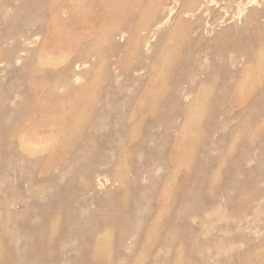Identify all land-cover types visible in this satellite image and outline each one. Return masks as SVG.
<instances>
[{"label":"rangeland","instance_id":"374dc122","mask_svg":"<svg viewBox=\"0 0 264 264\" xmlns=\"http://www.w3.org/2000/svg\"><path fill=\"white\" fill-rule=\"evenodd\" d=\"M225 1L0 0V264H264V0H232L226 13ZM34 18L44 30L25 26ZM143 23L150 37L134 46ZM230 26L248 27L241 47L255 34V60L234 64L227 35L214 66L203 48ZM128 95L142 98V122L112 141L97 108Z\"/></svg>","mask_w":264,"mask_h":264},{"label":"bare ground","instance_id":"6f19581e","mask_svg":"<svg viewBox=\"0 0 264 264\" xmlns=\"http://www.w3.org/2000/svg\"><path fill=\"white\" fill-rule=\"evenodd\" d=\"M232 2V0H228V1H225V3L223 4V6H222V8L223 9H225V13H226V9L228 8V6H230V3ZM202 4V3H201ZM206 8V7H205ZM205 8H203L202 6H199L198 7V11H204L205 10ZM208 10V9H207ZM47 11H49V10H47ZM171 12V11H170ZM41 15H42V13L43 12H39ZM203 13V12H202ZM222 19V18H221ZM220 19V20H221ZM219 20V19H218ZM177 23L178 24H181V25H183V31H182V36H183V38L184 39H186L187 37H188V35H189V33H190V29H191V25H190V23H189V20H186V19H184V18H182L181 16H178V18H177ZM24 24H25V26H35V30L36 31H42V30H44V24H42L41 23V21L38 19V18H34V19H31V20H28V21H26V22H24ZM220 24V23H219ZM248 24V23H247ZM208 26H209V23H208ZM255 26V25H254ZM192 28H193V26H192ZM200 29H205V24L203 25L202 23H199V22H196V27L194 28V29H192L194 32H200ZM249 29H248V27L246 26L245 28H240V27H236V26H230V27H228L227 29H225V30H222L221 31V33L219 34V36L215 39V41H216V43H213V44H209V45H207V46H205L203 49L206 51V53L208 54V55H211V57H212V63H213V65L215 66V65H217V63L219 62V58L220 57H222L223 56V53H224V49H225V40H227V38H229V37H231L232 38V44L230 45V51L232 52V54L234 55L232 58H233V63H234V61H237L238 59H241V57H244L245 58V60H246V62L248 63V62H250V61H252V60H255V34H253L252 35V37H251V42H250V44H249V46L247 45H245V47L243 46V47H241V44H240V41L241 40H238L239 38H242V36H243V34L245 33V32H247ZM138 31H141V32H143V33H137ZM202 31V30H201ZM208 30H206V32H207ZM149 33H150V28H149V26L147 25V23H143V24H136V26L134 27V29H133V38H132V43H133V45L134 46H137L139 43H140V41H142V40H146L147 39V37L149 38L150 37V35H149ZM242 33V34H241ZM264 33V32H263ZM21 35H22V33H20ZM211 34V33H210ZM212 35V34H211ZM227 35H230L229 37L227 36ZM18 36H20V35H18ZM163 36V35H162ZM201 37L202 36H200V34H199V39H201ZM192 39V38H191ZM194 39V38H193ZM160 40V39H159ZM159 40H158V42H159ZM162 40V39H161ZM230 40V39H229ZM228 40V41H229ZM3 42H5V43H10L12 46L14 45V46H17L18 45V38H17V36L16 35H14V34H9V35H7L6 37H4L3 38V40H2ZM260 41V40H259ZM155 43V45H154V49L156 50H158V44L159 43ZM262 41H260V42H258L257 43V45H259L260 43H261ZM43 43H45V40L43 41ZM256 45V46H257ZM202 48V47H201ZM41 49V48H40ZM164 49H165V47H163V48H159V50L156 52V58H155V60L157 59V56L159 55V52H160V50L161 51H164ZM195 50V49H194ZM193 50V51H194ZM227 51H228V48H227ZM229 52V51H228ZM226 54V53H225ZM231 54V53H230ZM39 56H40V54H39ZM38 56V57H39ZM225 56V55H224ZM230 56V55H229ZM229 56H228V58H229ZM41 57H43V54H41ZM41 57H39V61H38V63H36L34 66H32L31 67V69L32 70H34L36 73H38V74H40V76H46L47 75V72L45 71V70H43L41 67H40V64H42V61H40V58ZM43 58H45V57H43ZM227 58V57H226ZM221 59V58H220ZM42 60H44V59H42ZM46 60V59H45ZM231 60V59H230ZM242 60V59H241ZM179 61V60H178ZM182 61H183V59H182ZM182 61H181V64H182ZM221 61V60H220ZM225 61H227V60H225ZM224 61V62H225ZM223 62V63H224ZM230 62V61H229ZM46 63V62H45ZM180 64V63H179ZM235 64V63H234ZM219 65H220V63H219ZM224 66V65H223ZM232 66V65H231ZM225 67H226V65H225ZM227 68V67H226ZM229 70V69H228ZM223 71V70H222ZM199 72V71H198ZM211 72H212V70H211ZM227 72V71H226ZM200 73V72H199ZM207 73V72H206ZM223 73H224V71H223ZM232 73V72H231ZM249 73V70H248V68H245L244 70H240V71H238V72H236L235 74H234V76H236L237 78H241V77H243V75H247ZM226 74V73H225ZM229 74H230V72H229ZM204 75H205V73H204ZM208 75V74H207ZM227 76V75H226ZM231 76V75H230ZM215 77H217V75H215ZM183 78V77H182ZM210 78V77H209ZM226 78V77H225ZM225 78H223V79H225ZM233 78V77H232ZM178 79V78H177ZM211 79V78H210ZM222 79V80H223ZM179 80V79H178ZM209 81V80H208ZM176 82V81H175ZM221 83H223V82H221ZM231 83V82H230ZM228 84V83H227ZM178 84L176 83V86H177ZM203 84H201L200 86H202ZM218 85V84H217ZM222 85V84H221ZM240 85V84H239ZM226 86V85H225ZM219 87V86H218ZM217 87V88H218ZM231 87V86H230ZM193 89V88H192ZM220 89V88H219ZM255 88H254V85H252L251 87H249L248 89H243L241 86H238V85H236L235 84V86L233 87V90H234V92H236L237 94H240V95H242V94H244L245 92L247 93V91H253ZM211 90V89H210ZM229 90V89H228ZM186 91H187V89H186ZM189 91V90H188ZM207 91H208V88H206V87H199L197 90H195L194 92H195V98H199V96H205L206 94H207ZM227 91V90H226ZM224 92V91H223ZM182 93V92H181ZM192 93V92H191ZM230 93V92H229ZM214 94V93H213ZM220 95V94H219ZM227 95V94H226ZM184 96V95H183ZM134 100H136V98L134 97V96H132V95H128V97L127 98H125V99H123L121 102L120 101H118L117 103H115V105H113L114 103L112 102V104L107 108V107H105L104 105H101L100 107H98L97 108V111L99 112V114L100 113H102V115L103 114H106V115H108L109 116V118L107 119L108 121H109V123L111 124V129H110V133H109V138H110V140H114L115 141V139H116V135L118 134V136H121L122 137V141L124 142V143H126L127 142V140H128V138H129V136H130V134H132L133 132H134V130L141 124V117H142V114L145 112V110H146V106H145V104H144V102H143V100H142V98H138L136 101H134ZM93 102V101H92ZM132 104H134L133 106H132ZM255 104V103H254ZM89 105H91L90 103L89 104H87L86 106H89ZM170 105V104H169ZM86 106H84V107H86ZM167 107V106H166ZM253 107V106H252ZM163 108V107H162ZM214 108V107H213ZM166 109H168V108H166ZM170 109V108H169ZM219 109V108H218ZM251 109V108H250ZM177 110V109H176ZM217 110V109H216ZM164 111H166V110H164ZM214 111V110H213ZM177 112V111H176ZM44 119H45V121H47V120H49V121H51L52 122V124L53 123H57V122H60L61 123V121H63V119L60 117V116H51V117H49V116H44L43 117ZM84 120H92V126L93 127H102L104 124H105V121H102V120H97V119H95V118H91L90 116H86V118H83V120L82 121H84ZM255 120V119H254ZM171 121V120H170ZM155 123H156V121H155ZM167 124V123H166ZM169 124V123H168ZM19 125L20 124H16L15 125V127L16 128H18L19 129ZM156 125V124H155ZM165 125V124H164ZM238 126V125H237ZM172 127V126H171ZM170 128V127H169ZM211 128V127H210ZM18 129H16V130H18ZM51 129V128H50ZM50 129H48V127L46 126H44V127H40L39 129H37L38 130V133L39 134H46ZM66 131H71V129L70 128H66L65 129ZM47 131V132H46ZM20 133H22V132H20ZM36 133L37 132H35V133H33V134H31V137H35V135H36ZM20 135V134H19ZM22 136V135H21ZM22 138H24V136H22ZM4 140V139H3ZM175 142V141H174ZM67 146V145H66ZM117 147H119L118 145H117ZM122 147V146H121ZM124 148V147H123ZM112 149H113V147H112ZM114 150V149H113ZM119 150V149H118ZM252 150V149H251ZM35 151V150H34ZM54 151H56V150H54ZM54 151H50L49 153H48V157H47V160H49L50 158H53V152ZM59 151H60V149H59ZM58 150H57V152H59ZM112 151V150H111ZM117 151V150H116ZM239 151V150H238ZM247 152H248V150H247ZM114 153V152H113ZM118 153V155H117V158L119 159V163L117 164V168H119L118 170V173L116 174V177L118 178V179H121L122 181H124V179H125V174L126 173H124L123 172V170L125 171V167H124V165H123V162H122V156H123V153L121 152V150H119V152H116L115 154H117ZM249 153V152H248ZM114 155V154H113ZM240 155V154H239ZM238 155V156H239ZM243 155V154H242ZM55 156V155H54ZM109 156V155H108ZM115 156V155H114ZM246 156H247V154H246ZM124 157V156H123ZM243 157H245V156H243ZM112 158V157H111ZM239 158V157H238ZM44 159H45V161H46V156L44 157ZM56 158H54V160H55ZM170 159V158H169ZM39 160V159H38ZM53 160V159H52ZM53 160V161H54ZM57 160V159H56ZM65 160H66V158H65ZM44 161V162H45ZM40 162V161H39ZM50 161H48V163H49ZM52 162V161H51ZM114 162V161H113ZM48 163H47V161H46V163L45 164H47L48 165ZM55 163V162H54ZM58 163V162H57ZM112 163V162H111ZM238 163V162H237ZM44 164V163H43ZM42 164V165H43ZM85 164V163H84ZM114 164V163H113ZM39 165V164H38ZM101 165H103L102 163H101ZM35 166V165H34ZM45 166V165H44ZM51 166H52V164H51ZM61 166V165H60ZM59 166V167H60ZM86 167H87V165H86ZM88 167H90L89 165H88ZM242 167V166H241ZM41 168H44V167H41ZM45 169H46V167H45ZM45 169H43V170H45ZM87 170V169H86ZM112 170V169H111ZM236 170V169H235ZM238 170H239V168H238ZM243 170V169H242ZM251 171V170H250ZM66 172V171H65ZM88 172V171H87ZM225 172H227V171H225ZM49 173H51V172H49ZM233 173V172H232ZM174 174V173H173ZM53 175V174H52ZM253 175V174H252ZM51 176V175H50ZM56 176V175H55ZM62 176V175H61ZM64 176V175H63ZM173 176V175H172ZM247 176V175H246ZM57 177V176H56ZM55 177V178H56ZM32 178V177H31ZM97 179V178H96ZM227 179H229V178H227ZM233 179V178H232ZM33 180V179H32ZM57 180V179H56ZM98 180V179H97ZM53 181V180H52ZM99 181V180H98ZM227 181V180H226ZM233 181H235V180H233ZM54 182V181H53ZM56 182V181H55ZM54 182V183H55ZM121 182V181H120ZM53 183V184H54ZM58 183V182H57ZM97 183H100V181L99 182H97ZM249 183V182H248ZM234 184V183H233ZM250 184V183H249ZM85 185V184H84ZM101 185V184H100ZM235 186H238L237 185V183H236V185ZM243 186V185H242ZM55 187H56V185H55ZM64 189V188H63ZM84 190V189H83ZM241 190V189H240ZM55 192H57V191H55ZM240 192V191H239ZM59 193H61V190H60V192ZM237 193V192H236ZM62 195V194H61ZM61 197V196H60ZM54 199V198H53ZM62 199H63V197H62ZM61 200V199H60ZM59 201V200H58ZM58 201H57V203H58ZM64 201V200H63ZM51 203V202H50ZM56 203V202H55ZM54 203V204H55ZM62 203V202H61ZM60 203V204H61ZM64 203H65V201H64ZM51 204H49V206H50ZM60 206V205H59ZM234 208V207H233ZM173 209V208H172ZM126 214V213H125ZM50 217V216H49ZM52 218V217H51ZM44 227H45V225L46 224H48V220H49V218H48V215H44ZM154 221L155 222H157V219H154ZM175 224V223H174ZM173 224V225H174ZM171 225H172V223H171ZM97 227H98V225H96ZM95 226V227H96ZM44 227L43 226H41V227H36V228H34V229H32L33 230V233L35 234V236L37 237V239H41V237H42V231H43V229H44ZM82 228V227H81ZM92 230H94V228L92 229ZM52 232V231H51ZM93 232V231H92ZM47 233V232H46ZM82 233H83V230H82ZM86 233H88V232H86ZM51 234V233H50ZM88 234H90V232L88 233ZM48 235V234H47ZM77 235H79V233L77 234ZM83 235V234H82ZM86 235V234H85ZM93 235V236H92ZM89 238H88V241L89 242H91V243H93V244H95V245H97L98 244V242H99V237L97 238V236H95L94 234H92ZM88 236V235H87ZM55 238V237H54ZM133 238V237H132ZM86 240H87V238H86ZM82 253H85V250H82ZM100 255V254H102V251H101V249H98V248H93L92 249V254H91V258L92 259H96V255Z\"/></svg>","mask_w":264,"mask_h":264}]
</instances>
